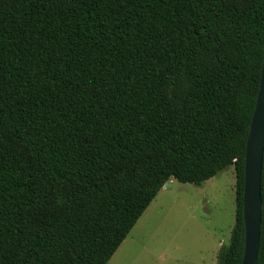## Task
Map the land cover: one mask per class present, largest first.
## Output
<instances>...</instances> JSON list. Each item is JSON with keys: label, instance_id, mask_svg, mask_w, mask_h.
<instances>
[{"label": "trees", "instance_id": "trees-1", "mask_svg": "<svg viewBox=\"0 0 264 264\" xmlns=\"http://www.w3.org/2000/svg\"><path fill=\"white\" fill-rule=\"evenodd\" d=\"M264 0H0V264H108L171 178L234 166L242 264ZM258 264H264V160Z\"/></svg>", "mask_w": 264, "mask_h": 264}, {"label": "rangeland", "instance_id": "rangeland-1", "mask_svg": "<svg viewBox=\"0 0 264 264\" xmlns=\"http://www.w3.org/2000/svg\"><path fill=\"white\" fill-rule=\"evenodd\" d=\"M163 193L110 264H217L236 220L234 166L201 185L176 180Z\"/></svg>", "mask_w": 264, "mask_h": 264}, {"label": "water", "instance_id": "water-1", "mask_svg": "<svg viewBox=\"0 0 264 264\" xmlns=\"http://www.w3.org/2000/svg\"><path fill=\"white\" fill-rule=\"evenodd\" d=\"M264 160V64L260 89L247 139L243 195L245 249L242 264H258L262 226V172ZM165 186H172L168 182Z\"/></svg>", "mask_w": 264, "mask_h": 264}, {"label": "crops", "instance_id": "crops-1", "mask_svg": "<svg viewBox=\"0 0 264 264\" xmlns=\"http://www.w3.org/2000/svg\"><path fill=\"white\" fill-rule=\"evenodd\" d=\"M224 171V170H223ZM222 172V171H221ZM219 174V173H218ZM209 180V179H208ZM208 180H206V181H208ZM206 181H204V182H206ZM171 183H172V185H174V183L176 182V180L174 179V178H171V181H170ZM203 182V183H204ZM168 186H166V187H163V188H161V190L159 191V193L157 194V196H160L161 194H164L163 193V190L165 189V188H167ZM156 196V197H157ZM156 197H155V199H156ZM158 202V201H157ZM154 204H156V203H154V200L151 202V204L149 205V207L145 210V212L143 213V215L140 217V219L138 220V221H140L144 216H146L147 215V212L148 211H150L151 210V207L154 205ZM137 224H138V222H137ZM223 245H225V244H223ZM219 251V250H218ZM218 253V252H217ZM114 256L115 255H113V257L111 258V260L110 261H112L113 260V258H114ZM215 259V258H214ZM110 261H109V263L108 264H110Z\"/></svg>", "mask_w": 264, "mask_h": 264}]
</instances>
